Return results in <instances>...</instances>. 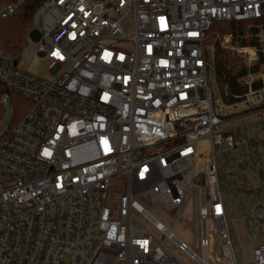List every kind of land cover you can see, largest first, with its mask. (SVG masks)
<instances>
[{
  "label": "built area",
  "instance_id": "2783aa9c",
  "mask_svg": "<svg viewBox=\"0 0 264 264\" xmlns=\"http://www.w3.org/2000/svg\"><path fill=\"white\" fill-rule=\"evenodd\" d=\"M221 22H250L257 46ZM33 25L24 54L48 78L0 52V84L32 102L0 136V264H264V119L241 123L264 112V0H43ZM217 46L243 93L220 87ZM191 202L194 248L154 216L181 222Z\"/></svg>",
  "mask_w": 264,
  "mask_h": 264
},
{
  "label": "trees",
  "instance_id": "16d2710c",
  "mask_svg": "<svg viewBox=\"0 0 264 264\" xmlns=\"http://www.w3.org/2000/svg\"><path fill=\"white\" fill-rule=\"evenodd\" d=\"M43 0H2L5 5H14L13 14L0 19V52L9 54L17 60L23 55L28 43V35L33 28V21L36 12ZM250 22H221L213 25L211 33L229 34L234 36V44L247 47L257 46V40H247V35H255L256 29L249 28ZM260 61L254 69L255 73L264 72V54L259 55ZM216 71L217 81L222 89H227L232 95L243 93L245 86L243 78L246 71L243 65L234 58L231 52L216 48ZM13 96L14 101V120L12 129L24 119L32 106V102L26 97L9 91L0 84V97ZM9 129V130H10Z\"/></svg>",
  "mask_w": 264,
  "mask_h": 264
},
{
  "label": "rangeland",
  "instance_id": "374dc122",
  "mask_svg": "<svg viewBox=\"0 0 264 264\" xmlns=\"http://www.w3.org/2000/svg\"><path fill=\"white\" fill-rule=\"evenodd\" d=\"M2 3V0H0V4ZM35 31V27L33 25V28L31 32L28 35V42L30 40L31 34ZM213 37V36H212ZM28 44V43H27ZM237 45V44H235ZM27 47V45H26ZM25 47V50H26ZM25 50L23 52V55L19 60L18 68L24 72L34 74L41 78H48V61L43 59H38L34 57H29L25 53ZM229 51V50H226ZM231 52V51H229ZM232 54V53H231ZM232 56L238 60V62H241V60L237 57H235L233 54ZM210 86L213 88L214 92L216 93V83L214 81L213 77H210ZM9 96V95H7ZM5 95L0 97V136L4 135L10 128L13 123V120L15 118L14 116V101L13 96L7 97L5 100ZM5 100V101H4ZM241 109H236L231 112V114L240 113ZM264 119V112L261 113V115L252 114L249 117L242 119L241 123H252L256 122L258 120ZM198 155L201 159V162L203 164H206L208 161V151H207V145L205 143H200L198 145ZM241 201H243L242 195H237L233 202L228 201V208L232 210V215H229V219H235L234 224L230 225L231 235L233 242L235 244L237 255L239 256V246H247L249 244L248 237L246 235L243 222L240 220L242 217V204ZM183 221L176 222L177 216L176 213L173 211L171 212L170 219L164 217L163 215H160L158 213L154 214L155 218L160 221L168 230L172 231L174 236L179 239L180 241L187 244L190 248H194L196 245V238H195V230L192 227L195 223L194 220V206L193 203H189L184 211L182 212ZM198 227L200 226V223L197 222ZM152 232V229H151ZM154 235L160 236V233L157 231H153ZM200 242V237H199ZM186 259L185 257H183Z\"/></svg>",
  "mask_w": 264,
  "mask_h": 264
}]
</instances>
